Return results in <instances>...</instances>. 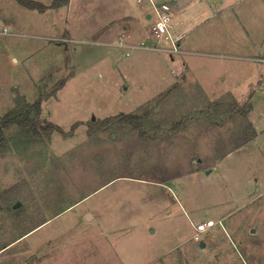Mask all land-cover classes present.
I'll list each match as a JSON object with an SVG mask.
<instances>
[{
  "label": "rangeland",
  "instance_id": "rangeland-1",
  "mask_svg": "<svg viewBox=\"0 0 264 264\" xmlns=\"http://www.w3.org/2000/svg\"><path fill=\"white\" fill-rule=\"evenodd\" d=\"M39 99L5 129L0 264H264V0H0V124Z\"/></svg>",
  "mask_w": 264,
  "mask_h": 264
},
{
  "label": "trees",
  "instance_id": "trees-1",
  "mask_svg": "<svg viewBox=\"0 0 264 264\" xmlns=\"http://www.w3.org/2000/svg\"><path fill=\"white\" fill-rule=\"evenodd\" d=\"M20 2L29 5L31 7L38 6L41 10H45L49 7H59L63 4H67L69 0H54L51 5H46V4H41L36 1H28V0H19ZM42 101L39 99L34 103H30V107H26L18 112L8 114L6 117L3 118L1 124H0V152L4 150V147L6 145V133L5 129L8 128L11 125H18L21 129L28 131V132H33V133H38L39 127H38V122H37V116L36 115H31V107L36 108L37 114L39 115L42 111ZM234 107L238 104V102H233ZM253 108V105L251 102H246L243 105L238 106V110L244 114H248ZM129 116L128 115H112L109 117H106L104 120V123H110L114 122L116 120H128ZM55 128V129H54ZM55 130H61V127H55L53 125V129H51L50 132H53ZM251 136H249L247 139L249 140Z\"/></svg>",
  "mask_w": 264,
  "mask_h": 264
},
{
  "label": "built area",
  "instance_id": "built-area-1",
  "mask_svg": "<svg viewBox=\"0 0 264 264\" xmlns=\"http://www.w3.org/2000/svg\"><path fill=\"white\" fill-rule=\"evenodd\" d=\"M155 11L157 14V20L155 21V24L153 25V35L157 38H165L169 40L172 44V48L170 49L171 52H180L179 49V40L181 36H175L174 33L171 30V20L174 17V11L167 8V7H158L155 6ZM122 42V41H121ZM144 42H142V45ZM124 45V44H123ZM214 225L213 220L203 221L197 226L198 232L206 231L209 227H212Z\"/></svg>",
  "mask_w": 264,
  "mask_h": 264
},
{
  "label": "crops",
  "instance_id": "crops-1",
  "mask_svg": "<svg viewBox=\"0 0 264 264\" xmlns=\"http://www.w3.org/2000/svg\"><path fill=\"white\" fill-rule=\"evenodd\" d=\"M196 1H198V0H194V2H196ZM191 3V2H190ZM189 3V4H190ZM165 4V3H164ZM164 4H162V5H158V6H164V7H167V8H169V9H171V10H173L174 12H175V15L174 16H176L178 13H180V12H183L185 9H186V7H185V5H184V7H182V8H180V6H174L173 8H170V7H168V6H166V5H164ZM188 4V5H189ZM150 17H151V14H150ZM124 28H125V30L122 32V36L123 37H126V35L128 36L127 37V41H123V42H121L120 44H124V45H120V46H125V47H131V46H133L134 48H135V44L134 43H131V42H129V38H131L132 37V34H131V31L129 30V27L127 26V25H125L124 26ZM184 36V35H183ZM180 43V42H179Z\"/></svg>",
  "mask_w": 264,
  "mask_h": 264
},
{
  "label": "water",
  "instance_id": "water-1",
  "mask_svg": "<svg viewBox=\"0 0 264 264\" xmlns=\"http://www.w3.org/2000/svg\"><path fill=\"white\" fill-rule=\"evenodd\" d=\"M148 17H150V14L148 15ZM92 119L94 120V119H95V117H93ZM17 206H18V204H16V205H15V207H17ZM201 244H202V246H204V244H205V243H204V242H202Z\"/></svg>",
  "mask_w": 264,
  "mask_h": 264
}]
</instances>
